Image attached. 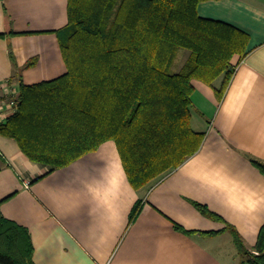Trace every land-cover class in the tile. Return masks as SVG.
<instances>
[{
  "label": "crops",
  "instance_id": "1",
  "mask_svg": "<svg viewBox=\"0 0 264 264\" xmlns=\"http://www.w3.org/2000/svg\"><path fill=\"white\" fill-rule=\"evenodd\" d=\"M197 10L249 39L221 97L224 73L212 85L192 80L190 124L204 137L178 167L135 189L113 140L49 171L0 134V215L28 231L33 264H243L225 227L251 248L264 223V173L252 161L264 160V1L204 0ZM67 22L68 0H0V94L10 79L16 88L66 72L56 30Z\"/></svg>",
  "mask_w": 264,
  "mask_h": 264
},
{
  "label": "trees",
  "instance_id": "2",
  "mask_svg": "<svg viewBox=\"0 0 264 264\" xmlns=\"http://www.w3.org/2000/svg\"><path fill=\"white\" fill-rule=\"evenodd\" d=\"M202 1L68 0V22L56 30L66 72L33 84L19 80L15 108L0 118V134L49 171L113 140L135 189L178 167L204 137L190 124L192 80L212 85L224 73L215 90L221 97L231 59L247 54L248 33L200 16ZM182 50L188 56L178 68ZM252 161L264 173V160ZM192 203L204 216L221 219ZM140 208L137 201L130 222ZM225 229L243 264H264V223L251 248L233 225ZM32 251L28 231L0 215V264H33Z\"/></svg>",
  "mask_w": 264,
  "mask_h": 264
},
{
  "label": "built area",
  "instance_id": "3",
  "mask_svg": "<svg viewBox=\"0 0 264 264\" xmlns=\"http://www.w3.org/2000/svg\"><path fill=\"white\" fill-rule=\"evenodd\" d=\"M17 93V88H15L14 86H9V88L5 90L4 94L6 99L0 104V118H4L11 112H13L15 108Z\"/></svg>",
  "mask_w": 264,
  "mask_h": 264
},
{
  "label": "rangeland",
  "instance_id": "4",
  "mask_svg": "<svg viewBox=\"0 0 264 264\" xmlns=\"http://www.w3.org/2000/svg\"><path fill=\"white\" fill-rule=\"evenodd\" d=\"M187 54V50H182V51H180V53H179V56H178V58H177V61H176V67H179V66H181L182 65V63L184 62V59H185V55ZM13 88V87H12ZM5 94L4 93H2V94H0V104L3 102V101H5ZM242 258V260L244 259V257H241ZM245 260V259H244ZM243 262V261H242Z\"/></svg>",
  "mask_w": 264,
  "mask_h": 264
},
{
  "label": "water",
  "instance_id": "5",
  "mask_svg": "<svg viewBox=\"0 0 264 264\" xmlns=\"http://www.w3.org/2000/svg\"><path fill=\"white\" fill-rule=\"evenodd\" d=\"M261 1H264V0H261Z\"/></svg>",
  "mask_w": 264,
  "mask_h": 264
}]
</instances>
